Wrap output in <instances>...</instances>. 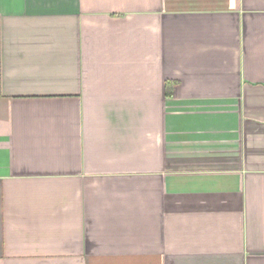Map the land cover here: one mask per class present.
<instances>
[{
    "label": "crops",
    "instance_id": "crops-1",
    "mask_svg": "<svg viewBox=\"0 0 264 264\" xmlns=\"http://www.w3.org/2000/svg\"><path fill=\"white\" fill-rule=\"evenodd\" d=\"M0 264H264V0H0Z\"/></svg>",
    "mask_w": 264,
    "mask_h": 264
}]
</instances>
